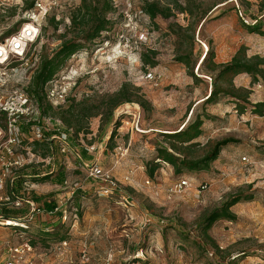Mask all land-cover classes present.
Masks as SVG:
<instances>
[{
    "label": "rangeland",
    "instance_id": "obj_1",
    "mask_svg": "<svg viewBox=\"0 0 264 264\" xmlns=\"http://www.w3.org/2000/svg\"><path fill=\"white\" fill-rule=\"evenodd\" d=\"M29 1L33 7L27 9ZM145 1L113 0L115 10L108 14L113 23L97 38L95 50L82 49L65 62L57 76L68 73L75 84L68 89L65 103L51 104L56 110L70 98L95 99L115 92L123 83L139 88L149 103L148 111L136 102L124 103L116 108L113 123L101 124L100 117L92 118L89 133L72 138L75 145H93L98 150L119 124L108 149L99 158L92 153L121 190L100 194L103 182L88 177L84 168L76 169V154L65 156L54 143L50 165L42 161L26 169L41 174L34 180L27 178L26 183L28 197L65 205L62 218L38 212L25 230L24 224H18L19 229L0 225V261L7 246L27 242L31 249L20 264H264V112L255 113L248 105L246 112L239 113L228 97L204 103L211 79L197 69L198 80L192 78L177 59L181 50L196 60L212 47L214 60L228 63L240 46L246 47L247 56L264 58V34L244 26L259 14L260 0H200L203 8L217 5L197 26L194 40L188 31L181 42L171 27L186 25L187 17L179 13L151 20L140 10ZM80 2L0 0V40L32 21L39 32L35 48L39 64L41 56L52 55L64 38L73 35L69 15ZM55 21H60L57 28ZM261 25L264 30V17ZM150 50L156 52V65L144 67L141 56H151ZM148 71L155 79L146 78ZM231 78L235 86L250 89L251 103H264V79L252 84L246 74ZM196 116L203 123L199 137L190 142L195 143L191 157L208 152L217 140L237 141L227 144L206 171L177 174L172 164L160 161L149 177L147 163L157 157V146H169L170 139L163 133L180 131ZM118 148H125V153ZM61 173L64 179L59 182ZM179 178L189 184L181 193H169ZM234 194L246 197L230 208L235 220L218 219L204 231V216ZM44 228L51 235L37 233Z\"/></svg>",
    "mask_w": 264,
    "mask_h": 264
},
{
    "label": "trees",
    "instance_id": "obj_2",
    "mask_svg": "<svg viewBox=\"0 0 264 264\" xmlns=\"http://www.w3.org/2000/svg\"><path fill=\"white\" fill-rule=\"evenodd\" d=\"M216 5V3H213L203 8L200 0H146L140 10L142 13L147 14L151 20L157 17L167 19L179 13L184 14L188 20L187 24H174L171 27V30L174 31L179 42H181L184 39L183 37L188 34V31L191 32L190 39L194 40L197 26L199 24L200 26L203 25ZM32 7L33 1H29L26 8L29 9ZM114 10L113 0H81L79 6L69 15L70 25L68 29L72 31L71 33L73 35L70 38H64L61 46L52 55L41 56L38 69L32 75L30 87L27 89V92L37 101L44 116H49L52 113L53 116L58 117L62 122L64 131L68 133L69 146L72 149L71 153H75L77 156L75 158V166L78 170L80 169L79 164L81 161L92 163L95 157L94 153L89 152L85 146L75 145L72 138L73 136L77 138L83 133H89L88 127L92 118L100 117L101 124L105 123L109 125L113 123L116 108L124 103L136 102L144 111H148L149 108L147 100L139 94V88L129 83H123L115 92L98 95L95 99L83 97L82 100L76 101L70 98L65 106H59L56 110H53L54 107L45 100L43 87L48 79L57 75L64 67L65 62L76 52L82 49L95 50L97 38L100 37L102 31L107 30L113 23L111 18L108 17V14ZM257 11L259 14L254 15L253 23H246L244 26L250 32L263 35L264 30L261 27V22L264 17V0H260L257 4ZM52 20L54 21V18ZM59 22H54L55 28H57ZM149 52L152 53L151 56L148 53L142 54L141 56L144 67H147V65H156L154 59L156 52L154 50H150ZM198 58H200L199 61ZM177 59L186 65L189 75L192 78L198 80L199 76H197V73H194V70L197 69L199 73L211 79V90L206 95L205 100H203L204 103H215L220 97H228L233 99L232 101L235 102L236 110L239 113L246 112L247 106L250 105L253 108L252 111L263 115L264 111L262 108H264V103H251L249 99L250 89L243 86H235L231 77L237 74H246L251 78L250 83L252 84L257 83L260 79H264V58L258 55L247 56L246 47L240 46L228 63L216 62L212 47H209L196 60L191 57L189 51L181 50ZM224 83L226 85H223ZM117 116V118H122V114H118ZM202 123L203 119L200 116H196L189 123L184 124L180 131L163 133L165 139H170L169 146H157V157L150 161V163H147L149 165L147 168L148 176H153L154 171L160 166V161L172 164L177 174H182L184 170L206 171L227 144L237 141L234 138L217 140L208 152L201 154L200 157H191L192 155L190 154L195 153L193 150L195 143L190 142L199 137ZM118 125L116 123L107 143L113 140ZM176 140L178 143L175 142ZM107 143L105 144L106 149H108ZM38 148L43 157L49 156L52 151L50 143L48 144L44 141L35 142L33 149L38 151ZM53 150L55 149L53 148ZM38 175L41 174L36 172V170L19 173L13 182L12 190L17 192L22 186V181L27 180V178L34 180ZM47 176L45 174L42 178H46ZM63 179L64 176L61 173L58 180L61 182ZM114 192L111 194H114ZM245 198L240 194H234V196L225 200L218 208L204 216L201 223L204 231H207L218 219L235 220V215L230 211V208ZM29 199L34 202V206L39 210V214L48 217L56 216L58 220H61L65 205L59 204L57 200L45 199L41 196L30 195ZM30 213L31 207L29 203L25 202L18 209H3L2 218H4L3 221H15L17 223L16 225L8 224L14 229L21 228L18 224H24L22 228L25 230L35 220L36 213L38 212L35 211L32 218L29 219L27 216ZM3 225L8 226L6 224ZM41 232L44 235H51V233L47 232V228L41 229L37 233Z\"/></svg>",
    "mask_w": 264,
    "mask_h": 264
},
{
    "label": "built area",
    "instance_id": "obj_3",
    "mask_svg": "<svg viewBox=\"0 0 264 264\" xmlns=\"http://www.w3.org/2000/svg\"><path fill=\"white\" fill-rule=\"evenodd\" d=\"M38 33V28L31 21L21 26L13 35L0 40V225L8 222L3 221V209H18L26 202L31 207V213L27 216L29 219L35 211L39 212L28 197L27 180L21 182L22 186L17 192L12 190L19 173L42 161L50 165L56 152L52 148L54 143L61 154L66 156L72 152L68 133L62 128L61 121L50 115L44 116L37 101L27 92L38 64V55L35 52ZM146 78L155 79V76L148 71ZM71 84L75 83L68 73L48 79L43 87L45 100L52 105L65 103ZM125 111L121 110L119 113ZM37 141L50 143L52 151L45 159L33 149ZM86 149L96 152L97 158L106 151L105 146H100L97 150L90 145ZM118 151L124 154L125 148H118ZM97 158L92 163L81 161L80 169H86L88 177L103 182L100 194L109 195L121 190L109 173L98 165ZM242 160L246 161V158L242 157ZM145 181L150 183L147 179ZM188 184V180L179 178L171 184L169 193H181ZM204 188L205 185L201 184L200 189ZM30 249L27 242L9 245L5 248L6 255L0 264H20Z\"/></svg>",
    "mask_w": 264,
    "mask_h": 264
},
{
    "label": "bare ground",
    "instance_id": "obj_4",
    "mask_svg": "<svg viewBox=\"0 0 264 264\" xmlns=\"http://www.w3.org/2000/svg\"><path fill=\"white\" fill-rule=\"evenodd\" d=\"M7 224H17L15 221H11V220H9L8 222H7Z\"/></svg>",
    "mask_w": 264,
    "mask_h": 264
},
{
    "label": "water",
    "instance_id": "obj_5",
    "mask_svg": "<svg viewBox=\"0 0 264 264\" xmlns=\"http://www.w3.org/2000/svg\"><path fill=\"white\" fill-rule=\"evenodd\" d=\"M102 145H105V143H104V144H102Z\"/></svg>",
    "mask_w": 264,
    "mask_h": 264
},
{
    "label": "crops",
    "instance_id": "obj_6",
    "mask_svg": "<svg viewBox=\"0 0 264 264\" xmlns=\"http://www.w3.org/2000/svg\"><path fill=\"white\" fill-rule=\"evenodd\" d=\"M244 87V86H243Z\"/></svg>",
    "mask_w": 264,
    "mask_h": 264
}]
</instances>
